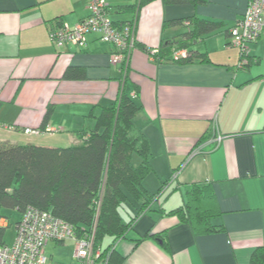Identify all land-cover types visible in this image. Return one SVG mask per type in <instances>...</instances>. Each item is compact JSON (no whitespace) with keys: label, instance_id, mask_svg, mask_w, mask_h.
Returning <instances> with one entry per match:
<instances>
[{"label":"crops","instance_id":"crops-1","mask_svg":"<svg viewBox=\"0 0 264 264\" xmlns=\"http://www.w3.org/2000/svg\"><path fill=\"white\" fill-rule=\"evenodd\" d=\"M86 3L0 0V138L70 145L123 90L141 105L133 120L149 141L150 172L160 185L166 183L151 208L113 241L112 264H247L264 244V36L247 44L248 62L239 65V48L227 31L247 0H108L114 23L135 26L136 45L126 67L109 61L111 44L94 33L82 46L56 47L49 38L50 29L83 19ZM191 14L219 21L191 45L209 59L153 60L146 48L186 30L184 24L163 26L165 21ZM48 106L49 129L33 139L19 137L23 127L40 125ZM52 131L66 144L34 141ZM193 182L213 185L222 230L196 233L166 213L182 204ZM143 184L155 191L145 178ZM105 237L106 244L113 240Z\"/></svg>","mask_w":264,"mask_h":264},{"label":"trees","instance_id":"trees-1","mask_svg":"<svg viewBox=\"0 0 264 264\" xmlns=\"http://www.w3.org/2000/svg\"><path fill=\"white\" fill-rule=\"evenodd\" d=\"M138 1L141 4L148 0ZM162 1L196 3L201 0ZM170 23L184 24L186 30L178 38H164L158 46L152 47L156 49L152 52L156 61L183 63L209 59L206 52L193 49L191 45L203 34L215 30L218 20L191 14L167 20L163 26ZM152 48H146V52L149 54ZM178 50L185 52L171 58ZM70 72L67 70L65 75ZM51 109V106L46 108L37 126L41 130ZM140 109L141 105L122 90L111 105L101 108L92 128L76 132L77 141L70 145L48 146L0 138V244L5 243L6 226L1 208L11 207L21 213L25 206L32 205L49 210L71 224L76 234L93 231V246H100V258L112 264L113 241L124 236L134 219L151 208L166 183V179L163 180L152 192L143 184L152 170V153L146 134L133 120ZM133 153L138 155V163L132 162ZM127 195L135 201L134 213L123 221L118 206ZM166 213L188 222L196 233L222 230V223L216 222L222 211L211 182L191 183L184 191L182 204ZM154 234L160 235H147ZM108 235L113 240L102 245L104 236ZM263 260L264 244L252 251L247 264H261Z\"/></svg>","mask_w":264,"mask_h":264},{"label":"built area","instance_id":"built-area-1","mask_svg":"<svg viewBox=\"0 0 264 264\" xmlns=\"http://www.w3.org/2000/svg\"><path fill=\"white\" fill-rule=\"evenodd\" d=\"M86 6L88 13L83 19L72 27L60 25L50 29L49 38L56 47L68 43L82 46L86 44V35L94 33L100 40L111 44L109 61L126 67L130 52L136 45L134 23H114L109 17L108 0H87ZM228 31L230 43L240 51L239 65L246 64L247 44L264 36V0H247L243 13ZM155 50L152 48L149 51L153 60L152 52ZM184 52L175 51L170 57L176 58ZM23 131L38 135L43 130L26 126ZM15 228L13 241L0 244V264H50L51 256L46 252L48 243L66 239H71L73 245V261L70 264H106V259L100 258V246H93V231L76 234L71 224L49 210L25 206Z\"/></svg>","mask_w":264,"mask_h":264},{"label":"rangeland","instance_id":"rangeland-1","mask_svg":"<svg viewBox=\"0 0 264 264\" xmlns=\"http://www.w3.org/2000/svg\"><path fill=\"white\" fill-rule=\"evenodd\" d=\"M200 46L202 45L200 44ZM7 126L9 128H12L11 125H7ZM25 136L31 138L34 137L35 135L28 134L26 132L19 135V137H25ZM61 136L62 135L59 134L58 132L52 131V133L50 132V133H46L45 135L36 137L34 141H47V142L54 141L53 143L66 144L64 138ZM49 145H55V144H49ZM136 156H138L136 153H133V155L131 156V160L133 163H138L139 161L138 160L139 157H137L136 159ZM145 179L148 182L147 188L150 190H154V189L156 190L160 185L159 184L160 180H158L155 177V172H149L145 176ZM134 205H135V201L133 200V198L130 195H127L126 199L118 206V211L123 221H127L130 215L134 213ZM1 212L5 216V221H6L3 240L6 243H11L15 237V231H16L15 224L16 221L20 218V212L15 208H11V207H2ZM106 242H107V238L104 236L102 240V245L106 244ZM46 252L48 255L51 256L49 260L50 264H70L73 261L72 259L73 245L71 239H66L63 242L52 241L48 243L46 247Z\"/></svg>","mask_w":264,"mask_h":264}]
</instances>
